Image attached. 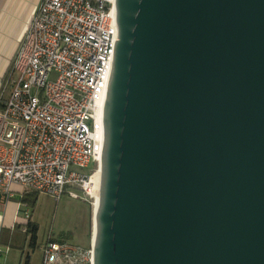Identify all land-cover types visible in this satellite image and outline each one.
<instances>
[{
    "label": "water",
    "instance_id": "1",
    "mask_svg": "<svg viewBox=\"0 0 264 264\" xmlns=\"http://www.w3.org/2000/svg\"><path fill=\"white\" fill-rule=\"evenodd\" d=\"M95 264H264V0H116Z\"/></svg>",
    "mask_w": 264,
    "mask_h": 264
},
{
    "label": "built area",
    "instance_id": "2",
    "mask_svg": "<svg viewBox=\"0 0 264 264\" xmlns=\"http://www.w3.org/2000/svg\"><path fill=\"white\" fill-rule=\"evenodd\" d=\"M115 1H40L0 94L2 201L32 191L56 200L65 193L94 198L118 41ZM92 164V171L81 170ZM19 207L27 226L31 210ZM39 248L40 264H95L92 243L49 236Z\"/></svg>",
    "mask_w": 264,
    "mask_h": 264
},
{
    "label": "crops",
    "instance_id": "3",
    "mask_svg": "<svg viewBox=\"0 0 264 264\" xmlns=\"http://www.w3.org/2000/svg\"><path fill=\"white\" fill-rule=\"evenodd\" d=\"M40 1L0 0V94L3 80L11 68L18 46ZM19 198L8 202L0 199V264H33L34 249L39 244L38 237L35 247L30 245V238L25 232L27 219L23 211L26 208L19 207L22 202V198ZM41 261L42 251L40 263Z\"/></svg>",
    "mask_w": 264,
    "mask_h": 264
},
{
    "label": "rangeland",
    "instance_id": "4",
    "mask_svg": "<svg viewBox=\"0 0 264 264\" xmlns=\"http://www.w3.org/2000/svg\"><path fill=\"white\" fill-rule=\"evenodd\" d=\"M93 165L89 169L81 170L90 172ZM86 199L73 198L65 193L56 200L52 195L38 193L36 205L34 207L27 205L33 220L40 226L39 244L32 256L33 264L40 263L39 246L49 236L85 247L92 243L95 199L91 197Z\"/></svg>",
    "mask_w": 264,
    "mask_h": 264
},
{
    "label": "trees",
    "instance_id": "5",
    "mask_svg": "<svg viewBox=\"0 0 264 264\" xmlns=\"http://www.w3.org/2000/svg\"><path fill=\"white\" fill-rule=\"evenodd\" d=\"M37 198H38L37 192L32 191V192L26 193L24 197H22L21 201L25 203L26 205L34 207L37 203ZM39 229H40L39 224L30 219L27 225L26 235L27 237L30 238V245L33 248L35 247L37 239L39 237L38 236ZM60 241H67V240H60Z\"/></svg>",
    "mask_w": 264,
    "mask_h": 264
},
{
    "label": "bare ground",
    "instance_id": "6",
    "mask_svg": "<svg viewBox=\"0 0 264 264\" xmlns=\"http://www.w3.org/2000/svg\"><path fill=\"white\" fill-rule=\"evenodd\" d=\"M93 184H92V194L93 197L95 198V206H97V201H98V196H99V185H100V169L96 171V173L93 176ZM94 207V211H93V220H94V214H95V209L96 207ZM93 225H94V221H93Z\"/></svg>",
    "mask_w": 264,
    "mask_h": 264
}]
</instances>
